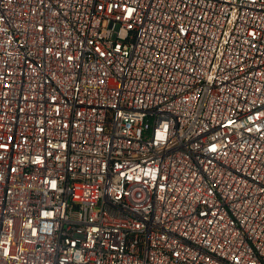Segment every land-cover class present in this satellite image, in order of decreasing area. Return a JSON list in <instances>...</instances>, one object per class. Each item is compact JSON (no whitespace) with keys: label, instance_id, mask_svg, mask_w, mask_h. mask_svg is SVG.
<instances>
[{"label":"built area","instance_id":"1","mask_svg":"<svg viewBox=\"0 0 264 264\" xmlns=\"http://www.w3.org/2000/svg\"><path fill=\"white\" fill-rule=\"evenodd\" d=\"M0 264H264V0H0Z\"/></svg>","mask_w":264,"mask_h":264}]
</instances>
